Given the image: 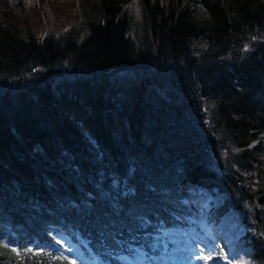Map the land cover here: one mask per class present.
Here are the masks:
<instances>
[{"label":"trees","instance_id":"16d2710c","mask_svg":"<svg viewBox=\"0 0 264 264\" xmlns=\"http://www.w3.org/2000/svg\"><path fill=\"white\" fill-rule=\"evenodd\" d=\"M200 187L264 264V0H0V264L147 258Z\"/></svg>","mask_w":264,"mask_h":264},{"label":"rangeland","instance_id":"374dc122","mask_svg":"<svg viewBox=\"0 0 264 264\" xmlns=\"http://www.w3.org/2000/svg\"><path fill=\"white\" fill-rule=\"evenodd\" d=\"M52 3V0H49ZM53 24H57L53 19ZM58 25H62L59 22ZM223 172V170L218 167ZM198 203L196 211L174 226L163 227L156 237L147 258L134 255L132 258L122 257L125 264H253V249L249 245V233L254 228L247 222V208L231 207L227 212L216 218L211 213L215 205L224 200L217 189L200 187L195 192ZM220 229L219 233L215 229ZM222 233V234H221ZM59 242L54 249L58 255L68 258L72 264H104L106 261L93 253H86L81 241L71 235L54 231ZM3 242L18 249L17 243L8 233L0 234ZM30 247L40 250L51 246L33 242ZM211 259H197L207 256ZM109 263V262H108ZM110 264V263H109Z\"/></svg>","mask_w":264,"mask_h":264},{"label":"snow or ice","instance_id":"6c2138e0","mask_svg":"<svg viewBox=\"0 0 264 264\" xmlns=\"http://www.w3.org/2000/svg\"><path fill=\"white\" fill-rule=\"evenodd\" d=\"M197 259H203V260L211 259V253H209V255L207 256H197Z\"/></svg>","mask_w":264,"mask_h":264},{"label":"bare ground","instance_id":"6f19581e","mask_svg":"<svg viewBox=\"0 0 264 264\" xmlns=\"http://www.w3.org/2000/svg\"><path fill=\"white\" fill-rule=\"evenodd\" d=\"M216 231H218L219 233L221 232V230L218 228V229H215ZM222 234V233H221ZM102 263H104V264H109L108 262H106V261H102V260H100Z\"/></svg>","mask_w":264,"mask_h":264}]
</instances>
